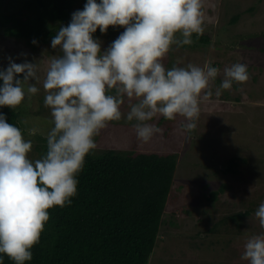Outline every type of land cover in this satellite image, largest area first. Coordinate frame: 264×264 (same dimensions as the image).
Returning <instances> with one entry per match:
<instances>
[{
	"label": "rangeland",
	"instance_id": "obj_1",
	"mask_svg": "<svg viewBox=\"0 0 264 264\" xmlns=\"http://www.w3.org/2000/svg\"><path fill=\"white\" fill-rule=\"evenodd\" d=\"M14 1L1 0L2 10ZM119 17L132 20L114 31L122 53L102 37L86 41L60 30L31 45L0 30V71L23 75L8 97L27 128L0 140V159L37 168L42 157L30 133L61 135L71 118L95 124L88 146L96 149L176 153L165 214L173 224L166 223L147 264H264V0H121L108 12L88 13L78 27ZM178 25L212 39L181 47L180 40H194ZM114 85L120 91L102 97ZM163 116L170 118L156 126ZM234 155L245 159L236 172L219 171ZM221 186L217 199L205 200Z\"/></svg>",
	"mask_w": 264,
	"mask_h": 264
},
{
	"label": "trees",
	"instance_id": "obj_2",
	"mask_svg": "<svg viewBox=\"0 0 264 264\" xmlns=\"http://www.w3.org/2000/svg\"><path fill=\"white\" fill-rule=\"evenodd\" d=\"M76 1L80 9H74L75 0H16L13 9L7 6L9 11H4L0 0V30L31 45L56 38L60 30L86 41L102 37L122 53L121 39H113L114 31L117 24L132 20H99L85 31L78 27L88 13L108 12L121 0ZM82 9L87 11L84 16L79 15ZM176 29L194 40H180L181 47L206 45L212 39L194 27L178 25ZM19 76L23 77L20 71H0V140H10L13 132H27L22 110L8 97ZM164 76L174 74L166 70ZM167 89L172 95V86ZM119 91L118 86H109L102 97L110 99ZM163 117L156 126L170 118ZM69 125L61 135L37 129L30 133L42 157L37 168L10 166L0 159V264H147L166 223L173 224L165 214L176 153L96 149L88 146L98 134L94 123L71 118ZM67 132L81 136V144L67 138ZM244 160L231 156L219 171L235 173L237 162ZM224 189L210 191L205 200L213 202ZM247 214L237 212L231 217L238 220Z\"/></svg>",
	"mask_w": 264,
	"mask_h": 264
}]
</instances>
